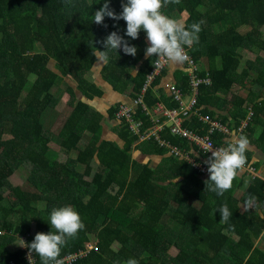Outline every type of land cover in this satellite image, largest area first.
Returning a JSON list of instances; mask_svg holds the SVG:
<instances>
[{"label":"trees","instance_id":"16d2710c","mask_svg":"<svg viewBox=\"0 0 264 264\" xmlns=\"http://www.w3.org/2000/svg\"><path fill=\"white\" fill-rule=\"evenodd\" d=\"M103 3L0 0V264H28L23 250L10 251L8 246L20 236H27L30 244L37 232H50L51 210L64 205L78 211L85 227L68 240L60 257L96 242L95 250L70 264H125L129 258L138 264H264V176L238 175L232 188L219 196L205 188L209 172L204 175L168 156L152 140L137 143L123 120L115 126L116 142L101 138V115L86 102L78 100L67 115L54 110L53 88L62 84L74 93L66 77L87 96L99 93L83 75L97 61L92 53L104 50L102 41L111 32L137 48L135 56L122 48L108 50L103 72L115 91L123 92L128 84L133 98L158 58L147 56L133 74L132 67L145 56L146 33L127 37L123 19L106 16L102 24L95 23L93 14ZM109 7L119 14L122 0H109ZM182 10L188 13L186 25L203 21L199 42L185 49L197 65L206 60L208 70H201L202 76L208 72L212 79L211 86L200 88L196 106L232 129L250 109L242 135L252 137L264 152V0H181L161 11L172 18ZM244 51L255 53V58L246 59ZM162 74L145 96L149 106L163 100L158 87ZM188 85L186 74L175 87L187 95ZM248 85L260 92L248 99L233 92ZM220 100L224 112L218 113L215 105ZM163 101L167 107L176 106L171 97ZM115 109L116 104L109 111L114 120ZM141 117L148 125L147 116ZM182 125L206 131L196 116ZM160 135L208 167L209 154L166 126ZM228 140L222 133L213 135L219 146ZM133 149L149 160L133 159ZM246 156L248 167L261 166L248 152ZM153 157L159 158L155 166ZM25 164L33 167L30 188L11 185L15 169ZM249 194L257 197L258 207L245 208ZM224 203L232 212L227 223L220 222L217 211Z\"/></svg>","mask_w":264,"mask_h":264},{"label":"clouds","instance_id":"9594fccd","mask_svg":"<svg viewBox=\"0 0 264 264\" xmlns=\"http://www.w3.org/2000/svg\"><path fill=\"white\" fill-rule=\"evenodd\" d=\"M181 0H122V11L117 14L109 7V0H104L103 6L94 12L93 20L102 24L104 18L113 20L123 19L126 22V36L137 39L143 30L146 33L148 46L145 55L156 56L171 64L184 63L189 60L185 46L191 48L199 42V32L202 30L203 21L186 25L183 20L171 18L164 14L162 8L169 4H179ZM104 50L96 51L93 56L96 60L106 64L109 60L108 50L123 49L128 55L135 56L137 48L129 44L123 36L113 31L102 41ZM249 140L246 136L233 137L225 142L224 146L213 148L209 146L205 152H211L205 163L208 165L209 178L205 181L208 191L219 196L230 190L235 178L244 170L247 163V150ZM257 197L249 194L245 201V208L258 207ZM217 211L220 213V222L227 223L231 217L227 203L222 204ZM51 231L48 233L37 232L34 240L27 245L30 253L35 252L40 257L41 264H61L58 259L61 250L69 239L77 237L85 225L80 214L72 205L53 208L49 216ZM29 255V262L30 261ZM125 264H138L135 258H129Z\"/></svg>","mask_w":264,"mask_h":264},{"label":"built area","instance_id":"2783aa9c","mask_svg":"<svg viewBox=\"0 0 264 264\" xmlns=\"http://www.w3.org/2000/svg\"><path fill=\"white\" fill-rule=\"evenodd\" d=\"M185 51L187 52V49ZM187 55L189 56V60L184 62V64L189 82L188 94L184 95L181 89L176 88L174 85L169 86L170 97L176 102L175 107H167L161 101L156 102L152 106L146 103L145 96L147 92L153 89L152 86L155 80L161 75L168 63L163 59L157 58L152 68L145 74V80L139 92L131 99L130 103H117L114 116L117 120H123L126 123L128 132L135 135L137 143L152 140L159 148L164 149L168 155L184 160L195 170L208 175V167L206 165L161 138L160 132L164 126L168 127L170 133L178 135V137L192 144L196 150L205 152V149L209 146L218 148L225 145L219 146L214 143L213 135L216 133L224 134L229 140L233 137L241 136L250 120L252 111L248 110L247 115L240 121L236 129H232V127L223 123L220 118L204 114L201 108L196 106L197 97H199L202 86L212 85V79L208 72L202 76L200 66L195 63L188 52ZM141 114L147 116L148 125L144 123ZM190 116H196L203 122L206 128L204 134L200 133L201 128L192 129L182 125L183 121ZM207 154L211 155V152H207ZM243 171L253 177H259L251 166L245 165ZM18 240L21 241L19 249L24 251L27 263L30 264L29 255H31V264H37L38 256L35 252L30 253L29 247H27L29 245L27 236H20ZM90 242L84 245V249L59 257L58 259L61 261V264H70L78 258L85 257L90 251L95 250L96 242ZM8 264L16 263L10 260Z\"/></svg>","mask_w":264,"mask_h":264},{"label":"crops","instance_id":"0c3cea01","mask_svg":"<svg viewBox=\"0 0 264 264\" xmlns=\"http://www.w3.org/2000/svg\"><path fill=\"white\" fill-rule=\"evenodd\" d=\"M187 15H188L187 11L182 10L178 12L177 14H173L172 18L184 21L185 18H187ZM146 42H147V39H146ZM147 46H148V42H147ZM146 57L147 56L145 55L143 59L140 60V62H138L135 66L132 67L133 74L137 72V70L141 66L140 64L142 63V60H144ZM54 64L55 62L51 60L50 61L51 69L54 67ZM199 66L202 71L208 70V65L205 59H203L199 63ZM103 67H104V64H102V62L96 61L93 64L92 68L90 70H87L83 75L87 84L94 85L95 88L99 90V93L91 92L90 95L87 96L81 90H78L76 88L77 84L75 81H73L71 77H66L65 80L72 88V91H74L73 94L71 93L70 90L66 89L64 85L62 84H60V86L58 87L53 88L52 92L56 95V98H57L56 106H58L60 101H64L63 104H65V101H67L69 108H67V113L65 115L69 113V111L72 109V107L76 104L78 100L86 102L89 106H91V108L99 112V114L101 115L100 123L102 126L101 138L117 142L118 140H117V134L115 133V130H116L115 126L118 124L119 120L117 121L116 119L115 120L112 119L109 111L114 104H117L119 102H124V103L131 102V99H132L130 95L131 86L129 87V85L127 84L123 92L115 91L111 82L107 78H105ZM162 73H161L162 76L160 77L158 87L161 89V93L163 94L162 98L164 100V99H169L170 97L169 86L171 85L175 86L176 83H178L180 79H182L186 75L185 64L184 63H177V64L167 63V66L165 67ZM123 80L124 82L128 81V77L124 76ZM255 90H256L255 88H251L248 85L245 89H240L239 87L234 88L233 92L236 93L242 99H248L251 96V93L252 94L255 93ZM257 92L259 93L260 90H258ZM232 94L233 93H230L227 96L228 100L232 98ZM66 95L67 97H64ZM163 100H161V102L163 104H166ZM223 103L224 102L220 100L217 103V105H215L216 111L218 113L224 112L222 109ZM56 106L54 110H56ZM56 111L58 113L64 114L62 110L61 111L56 110ZM58 116L59 115H57V117ZM257 129L258 130L256 131L259 132V128ZM52 145L54 144H51V146ZM53 151H56V150H53ZM247 152L250 154L252 162L262 163L261 166L257 170H255L259 178H262L264 176V166H263L264 152L256 145V143L253 142L252 137L249 139V146H248ZM131 155L133 159L141 163H145L149 160V156L142 155L138 150L133 149L131 152ZM158 161H159L158 157H153L151 161L152 165L153 166L157 165ZM243 173L244 171H242L239 175H242Z\"/></svg>","mask_w":264,"mask_h":264},{"label":"rangeland","instance_id":"374dc122","mask_svg":"<svg viewBox=\"0 0 264 264\" xmlns=\"http://www.w3.org/2000/svg\"><path fill=\"white\" fill-rule=\"evenodd\" d=\"M263 32H264V29H263ZM244 55H245V58L246 59H251L253 60L256 56L255 53H252V52H247V51H244ZM244 63V60L242 61ZM258 90H255L256 93ZM64 97H67L64 96ZM70 98V97H69ZM64 101H60L58 106H56V110L58 111H63L64 112V115L67 113V108H69V105L67 103V101H65V104H63ZM63 104V105H62ZM258 130V129H256ZM53 150H57V147L55 145H52L51 146ZM33 167H31V165L29 164H25V165H22L18 168L15 169L14 171V175H12L10 178H9V182L11 183V185H14V186H21V187H26V188H30L29 187V183H28V180L30 178H32V175H33ZM79 171L82 172V169L79 168ZM5 195L10 197V193L9 192H5ZM94 241V240H92ZM92 243V242H90ZM260 243L263 244V241H260ZM21 247V241L18 240L15 244H11L8 246V249L10 251H15L17 249H19ZM115 249H117L116 246H114ZM170 253L172 255H175L176 254V250L172 249L170 251Z\"/></svg>","mask_w":264,"mask_h":264}]
</instances>
